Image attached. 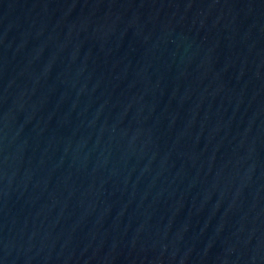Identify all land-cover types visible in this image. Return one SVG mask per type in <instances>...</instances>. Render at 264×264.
<instances>
[{
	"label": "water",
	"instance_id": "95a60500",
	"mask_svg": "<svg viewBox=\"0 0 264 264\" xmlns=\"http://www.w3.org/2000/svg\"><path fill=\"white\" fill-rule=\"evenodd\" d=\"M0 264H264V0H0Z\"/></svg>",
	"mask_w": 264,
	"mask_h": 264
}]
</instances>
